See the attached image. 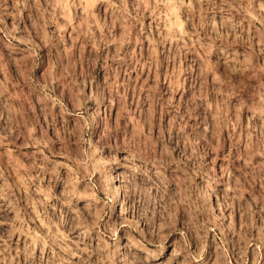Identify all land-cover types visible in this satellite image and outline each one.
<instances>
[{
	"label": "clouds",
	"instance_id": "1",
	"mask_svg": "<svg viewBox=\"0 0 264 264\" xmlns=\"http://www.w3.org/2000/svg\"><path fill=\"white\" fill-rule=\"evenodd\" d=\"M36 2L40 4V0ZM47 3L48 8H40L41 19L45 12L54 17L56 13L50 9L61 8L70 23L72 18L67 14L70 8L82 7L85 3L89 9L107 4L114 15L119 13L122 20L127 18L129 32L133 22L143 19L144 11L158 19L157 12L163 6L167 9L164 15L169 17V39L178 40L189 36L184 30L186 22L179 21L181 10L190 14L197 12L200 15L198 27L204 32L205 40L197 41L202 50L201 64L193 79L203 81V87L189 103L187 111L175 112L173 123L161 127L159 136L145 131V124L154 126L157 113L153 106L147 110L144 122H136L134 129L109 127L100 138L102 142H95L96 129L90 135L89 128L93 125L98 128L97 116L107 101L106 85L97 80L89 94L85 91L87 85L78 83L79 77L71 66L65 67L62 60L58 62L50 69L48 82L34 87L40 88L38 94L43 100L51 102L53 107L60 105L62 110L64 106L54 95L53 85L65 84L73 89L80 117V126L74 133L79 137L80 155L74 161L69 181L63 179L59 171L62 166L54 161L49 162L51 166L42 169L39 176L29 174L22 181L25 190L29 186L33 189L29 195L31 207L37 218L46 221V231L41 234L35 229L29 230V221L22 219L16 209L20 226L13 221L9 240L16 233L28 239L15 257L11 255L8 241L0 244V257H4L0 264H19L21 252L25 264H168L169 249L177 237L181 247L172 253L173 260L176 264H194L207 247L210 233L217 242L220 264H232L233 259L236 264H248L249 247L256 244L257 248H264V228L260 229L259 238L250 235L255 219H264V215L257 217L253 205L245 199V193L250 192L246 184L259 183L264 188V165L254 163L257 157L264 158V64L259 63V57L264 56V0H259L257 7L253 6L254 0H222L219 5L215 0H132L135 15L129 10V0H47ZM215 13H222L219 21ZM49 22H44L45 29ZM93 26L99 30L101 41H110L105 30L111 25L94 20L86 31L81 30L93 43L97 52L94 63L99 64L98 54L102 48ZM173 28L180 30L178 35ZM44 36L45 43L51 44L47 32ZM110 42L117 43L118 50L117 55L109 59H120L122 42ZM103 69L111 71L108 59L104 60ZM0 71H6L3 63H0ZM184 71L191 69H180L178 75ZM86 79L91 77L86 76ZM243 80L250 81L247 91L239 83ZM116 87L113 83V89ZM174 87L183 89L184 84L178 81ZM6 93L7 86L0 82V98ZM88 102L94 105L92 114L86 107ZM159 102L165 104L168 111V105L163 100ZM5 107L11 134L15 130L11 124L16 109L10 104ZM122 107V116L125 113L136 115L123 102ZM198 108H203L199 113L202 120L189 127L187 119H196ZM181 116L184 119H180ZM24 126L28 128L27 133L21 134L27 141L32 138L34 128ZM121 135L124 142L114 143ZM48 143L45 142L44 147H48ZM229 148L232 151L225 156L221 167L218 161ZM240 162H245L247 168ZM245 171L247 177L243 175ZM49 174L51 179L42 187L43 177ZM2 176L0 172V178ZM61 186L62 194L55 195L53 189ZM220 190L224 196L221 212L239 210L247 220L244 233L228 225L231 233L240 236L238 255L229 254L231 241L223 231L226 217L216 214L214 197ZM254 200L259 205L264 202V196L254 197ZM260 212L264 214V208H260ZM121 229L124 235L120 234ZM193 244L200 251H194ZM37 249L41 254L50 253L47 262L43 255L38 261ZM254 251L253 264H260V252ZM181 256L183 262L179 260Z\"/></svg>",
	"mask_w": 264,
	"mask_h": 264
},
{
	"label": "rangeland",
	"instance_id": "2",
	"mask_svg": "<svg viewBox=\"0 0 264 264\" xmlns=\"http://www.w3.org/2000/svg\"><path fill=\"white\" fill-rule=\"evenodd\" d=\"M131 2L132 0H129V10L135 15ZM221 2L222 0H215L216 5ZM258 3L259 0H254L253 6L257 7ZM0 4H3L0 7V57L3 58L0 63L6 66V71H0V82L7 86L5 97L0 98L2 101L0 114H3V119H0V172L3 174L0 178V244L8 241L12 248L11 255L15 257L17 252L25 247V241L28 239L16 233L9 240L13 221L16 222L17 227L20 226L19 221H16V209H19L22 219L29 221L27 224L29 230L35 229L41 234L46 231V221L37 218L31 207L29 195L33 189L29 186L28 190H25L22 181H25L29 174L32 177L39 176L41 170L50 167L49 162L53 161L62 166L59 168L61 176L69 181L75 167L74 161L80 155L79 137L74 134L80 126V117L77 115L78 108L73 98V89L65 84L53 85L54 95L61 99L64 106L65 110H62L60 105L53 107L51 102L43 100L38 94L40 88L34 85L42 86L47 83L50 79V69L62 60L64 66L70 65L79 77L78 83L87 85L85 91L89 94L97 80L106 85L107 101L99 110L98 128L96 125L89 128L90 135L96 129L95 142H102L100 138L104 137L106 128L122 126L134 129L136 122H144L147 110L153 106L157 113L153 121L154 126L145 124V131H150L153 136H159L161 127H167L173 123L176 119L175 112L187 111L189 103L197 97L203 87V81L193 79V75L201 64L202 50L197 41L203 43L205 34L198 27L200 15L195 11L190 14L187 10H181L179 21L186 22L184 30L189 33V36L180 40L169 39L170 25L167 23L169 17L164 15L167 9L163 6L157 12L158 19H154L151 12L144 11L143 19L133 22L129 32L127 18L122 20L119 13L114 15L113 9L107 4H97L89 9L85 3L82 7L70 8L67 14L72 18L71 23L66 19L64 10L61 8L50 9L51 12L56 13L54 17H50L49 12H45L44 18L41 19L40 8H48L47 0H40L39 5L36 0H6V2L0 0ZM199 7L197 5V8ZM211 14L213 13H209ZM215 14L219 21L222 13ZM94 20L111 25L110 29L105 30V36L109 37L110 41L122 42L119 45L120 59H109L117 55L118 44L101 41L99 30L93 26L96 40L102 48L98 54L100 63H94L97 52L93 49V43L81 34V30L86 31L89 25H93ZM45 21H50L46 29L43 27ZM173 31L178 35L180 30L173 28ZM45 32L51 37V44L45 43ZM34 49L35 55H33ZM240 51L243 52L244 49L241 48ZM257 52H259L258 48ZM106 59L112 65L111 71L103 69V62ZM259 63L264 64V56L259 57ZM180 69H191V71H184L182 75H178ZM86 76H90L91 79H86ZM178 81L184 84L183 89L174 87ZM113 83L117 84L115 89H113ZM239 83L247 91L250 81L243 80ZM209 91L212 92L211 89ZM212 96L214 97L215 93H212ZM161 100L168 105V111L165 110V104L159 102ZM122 102L125 107L130 106L131 111L136 115L128 116L125 113L122 116L124 112ZM5 104H10L16 109L15 119L11 124L15 130L11 134L8 109ZM86 107L89 109V114L94 113L92 102H88ZM197 112L196 119L188 117L189 127L202 120L199 113L203 112V108H198ZM180 119L184 117L181 116ZM25 124L34 128L32 138L27 141L25 135L21 134L27 133L28 128L24 126ZM45 142H49L48 147H44ZM116 142L123 143L124 136H119L118 141H114ZM231 151L232 149L229 148L228 153L222 155L218 161L221 167L225 156ZM240 163L245 169L247 168L245 162ZM254 163L264 165V158L257 157ZM240 171L238 167V176ZM243 175L247 177V171ZM50 179V174L45 175L41 186H46ZM245 186L250 189V192L245 193V199L253 205V211L256 212L257 217L264 215L260 212V208H264V202L257 205L254 200V197L264 196V188L259 183ZM62 191V186L53 189L55 195H61ZM223 199V190H220L214 197L216 214L226 217L223 231L231 241L228 248L229 254L238 255L240 236L231 233L228 225H233L236 232L244 233L247 220L239 210L221 212ZM128 218L131 219V217ZM261 228H264V219H255L251 237L259 238ZM120 234H125L124 229H121ZM212 236L213 234L210 233L207 247L194 264H205V262L220 264L217 242L212 239ZM179 247L181 245L177 237L169 249L168 264H176L172 253ZM192 247L194 251H200L196 244ZM254 249L260 252V264H264V248H257L256 244L248 249V264H253L256 258ZM4 255L7 256L8 253ZM41 255L47 262L50 253L41 254L37 249L38 261ZM183 259V256L179 257L181 262ZM3 260L4 257H0V261ZM18 260L19 264H25L22 252ZM232 264H236L235 259L232 260Z\"/></svg>",
	"mask_w": 264,
	"mask_h": 264
}]
</instances>
